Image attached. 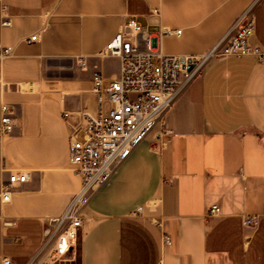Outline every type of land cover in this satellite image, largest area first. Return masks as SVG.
<instances>
[{
    "label": "crops",
    "instance_id": "crops-1",
    "mask_svg": "<svg viewBox=\"0 0 264 264\" xmlns=\"http://www.w3.org/2000/svg\"><path fill=\"white\" fill-rule=\"evenodd\" d=\"M248 11L264 53V0H0V44L13 47L0 57V124L3 103L15 118L0 137V186L30 175L9 200L0 189V264H49L46 228L82 183L62 112H97L92 78L118 76L120 59L102 55L116 33L132 19L143 35L180 29L162 37L163 51L203 54ZM263 210L264 56L213 58L90 198L80 261L264 264V216L242 221Z\"/></svg>",
    "mask_w": 264,
    "mask_h": 264
},
{
    "label": "built area",
    "instance_id": "built-area-1",
    "mask_svg": "<svg viewBox=\"0 0 264 264\" xmlns=\"http://www.w3.org/2000/svg\"><path fill=\"white\" fill-rule=\"evenodd\" d=\"M10 24V20H4ZM145 29L134 19L106 44L103 56L120 59L118 76L107 80L100 70L92 78V89L97 97L98 110H64L62 116L70 126L69 162L82 179L79 191L74 193L66 210L50 228L47 242L54 245L49 264L68 257L74 246L77 230L82 227L84 208L92 195L112 176L116 167L126 159L158 123H163L165 114L179 93L198 76L206 63L213 58L252 55L263 58L262 49L252 42L255 19L248 12L243 14L226 34L203 54H169L161 47V39L181 30L161 28L158 34L143 35ZM27 42L39 40V32L24 38ZM12 46L0 44V57L10 55ZM204 67V68H203ZM0 137L14 128V111L7 103L1 106ZM83 131V138L79 131ZM26 171L10 174L1 182L3 200H9L13 188L29 179ZM220 212L213 204L209 215ZM261 213H244L245 226H256ZM165 242L169 237L165 236ZM4 264H12L9 257ZM158 264H161L158 263Z\"/></svg>",
    "mask_w": 264,
    "mask_h": 264
},
{
    "label": "rangeland",
    "instance_id": "rangeland-1",
    "mask_svg": "<svg viewBox=\"0 0 264 264\" xmlns=\"http://www.w3.org/2000/svg\"><path fill=\"white\" fill-rule=\"evenodd\" d=\"M206 65H207V63L205 64V66ZM80 239H81V227L77 230V237L75 240L76 251L73 253L72 256H68L65 259L56 261L55 264H81L80 251H79Z\"/></svg>",
    "mask_w": 264,
    "mask_h": 264
},
{
    "label": "water",
    "instance_id": "water-1",
    "mask_svg": "<svg viewBox=\"0 0 264 264\" xmlns=\"http://www.w3.org/2000/svg\"><path fill=\"white\" fill-rule=\"evenodd\" d=\"M57 221H58V220H57V218H56V219H52V220L49 222V225L47 226L46 231H45L46 234H48V233L50 232V228H51V226L55 225V224L57 223ZM72 254H73V248L70 247L69 250H68V256H72Z\"/></svg>",
    "mask_w": 264,
    "mask_h": 264
}]
</instances>
